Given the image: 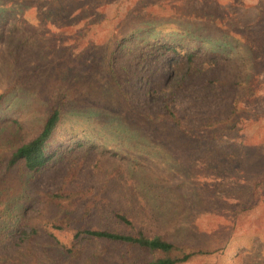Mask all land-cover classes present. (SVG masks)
<instances>
[{
    "label": "rangeland",
    "instance_id": "374dc122",
    "mask_svg": "<svg viewBox=\"0 0 264 264\" xmlns=\"http://www.w3.org/2000/svg\"><path fill=\"white\" fill-rule=\"evenodd\" d=\"M78 9L74 6L77 19L45 39L41 64L18 77V84L28 83L31 96H24V137L36 132L61 93L72 101L62 110L56 137L75 138L65 141L63 152L32 185L90 187L98 198L90 226L132 230L116 221L114 214L120 212L146 234L220 249L217 258L184 264H232L237 252L240 264H251L252 240L264 241V0H99L95 9L103 20L93 24ZM188 18L203 19L209 32L216 29L244 41L251 50V77L246 73V81V65L233 64L227 56L198 53L193 72L187 73L180 44V52L168 56L170 65L137 55L126 58L127 45L116 50L114 82L104 64L112 33L128 24ZM163 104L176 111L189 133L168 120L150 122L136 113L141 109L157 116ZM107 117L116 118L114 129L102 122ZM126 121L135 129L124 127ZM257 180L262 183L254 206ZM56 233L69 243L73 231ZM80 247L73 264H146L150 256L116 241Z\"/></svg>",
    "mask_w": 264,
    "mask_h": 264
},
{
    "label": "trees",
    "instance_id": "16d2710c",
    "mask_svg": "<svg viewBox=\"0 0 264 264\" xmlns=\"http://www.w3.org/2000/svg\"><path fill=\"white\" fill-rule=\"evenodd\" d=\"M98 1L0 0V264H73L81 254V243H98L99 240L116 241L128 249L134 246L147 252L150 256L146 264H184L196 258H217L219 248L171 240L162 234H146L141 228H134L133 220L120 212L114 214L116 221L132 230L122 231L103 224L90 226L94 200L98 199L90 187L67 189L63 183L55 190H43L32 185L46 166L63 152L65 141L68 143L75 138L61 140L56 137L64 113L62 110L72 101L61 93L59 101L41 119L36 132L24 137L21 117L23 106L28 102L24 96H31L27 93L28 83L21 81L18 84V77L28 67L36 68L41 64L47 52L45 39L55 33L54 30L61 32L66 23L77 19L74 6L79 5L78 12L82 17H90L87 23L102 21L101 12L95 9ZM30 13L33 18L28 17ZM193 21L198 22V19H155L143 25L128 24L121 32L112 33L104 64L112 73L114 82L116 50L127 45L126 58L137 55L141 60L155 58L168 65L171 64L168 56L182 50L188 62L187 73L193 72L198 53L204 58L215 54L227 56L233 64L246 65L242 74L245 80L246 73L251 77V50L244 41L216 29L209 32L204 29L203 19L199 23ZM169 22L180 31L167 28ZM177 44H180L179 50ZM116 86L120 89L118 84ZM34 88L39 89L36 85ZM125 97L128 98L127 94ZM136 113L140 119L149 121L154 118L168 120L182 133H189L176 111L167 104L161 106L157 116L141 109ZM102 122L110 124L113 129L117 125L113 117ZM124 127L135 129L127 121ZM261 183L262 180H257L253 184V205L258 202ZM31 210L36 213L31 215ZM57 230L73 231L69 243L59 238ZM239 256L240 252H237L232 264H240ZM80 264H87V261ZM251 264H264L262 238L251 242Z\"/></svg>",
    "mask_w": 264,
    "mask_h": 264
}]
</instances>
